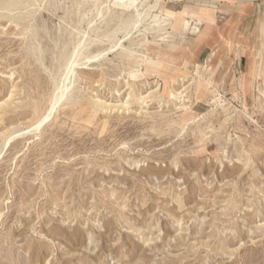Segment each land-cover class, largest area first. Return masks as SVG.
<instances>
[{
  "label": "rangeland",
  "instance_id": "374dc122",
  "mask_svg": "<svg viewBox=\"0 0 264 264\" xmlns=\"http://www.w3.org/2000/svg\"><path fill=\"white\" fill-rule=\"evenodd\" d=\"M110 1L0 0V264H264V76L171 0Z\"/></svg>",
  "mask_w": 264,
  "mask_h": 264
},
{
  "label": "crops",
  "instance_id": "0c3cea01",
  "mask_svg": "<svg viewBox=\"0 0 264 264\" xmlns=\"http://www.w3.org/2000/svg\"><path fill=\"white\" fill-rule=\"evenodd\" d=\"M168 4L170 12L190 13L202 29L198 39L205 40L204 28H210L215 49L209 56L223 57L229 73L239 83L244 81V90L252 89L264 76V0H171ZM151 63L144 66L150 76Z\"/></svg>",
  "mask_w": 264,
  "mask_h": 264
},
{
  "label": "bare ground",
  "instance_id": "6f19581e",
  "mask_svg": "<svg viewBox=\"0 0 264 264\" xmlns=\"http://www.w3.org/2000/svg\"><path fill=\"white\" fill-rule=\"evenodd\" d=\"M16 1V0H15ZM20 0H18V2H19ZM137 0H111L110 1V3L109 4H111L114 8H119V10L121 11V13H126V15L129 13V11L133 8V6H134V4H135V2H136ZM11 3V2H10ZM157 3V2H156ZM7 4V3H6ZM17 5V4H16ZM154 5H157V4H153V6ZM11 6V5H10ZM14 6V5H13ZM152 6V5H151ZM112 7V8H113ZM148 8V7H147ZM153 7H151L150 9H152ZM154 8H155V6H154ZM149 9V8H148ZM147 12V11H146ZM106 13V12H105ZM120 13V14H121ZM141 13H143V12H141ZM145 13V12H144ZM98 14H99V12H98ZM130 15V14H129ZM138 16V19H140L141 18V15H137ZM144 17H145V15L143 14V18H142V20L144 19ZM157 16H155V18H156ZM129 20V19H128ZM128 20H127V22H128ZM141 20V19H140ZM139 20V21H140ZM157 20V19H156ZM126 21V20H125ZM161 21V20H160ZM160 21H158V22H160ZM138 22V21H137ZM164 22V21H163ZM166 22H167V20H166ZM130 23V22H129ZM152 23V22H151ZM122 24V23H121ZM120 24V25H121ZM154 24L156 25V23L154 22ZM153 24V25H154ZM126 25H128V24H126ZM161 26V25H160ZM134 27V26H133ZM188 29H189V22H186L185 24H184V26L182 27V30H183V32H186V31H188ZM180 30V29H179ZM160 33H158V35H159ZM167 39V38H166ZM162 41V40H161ZM166 41V40H165ZM163 42V41H162ZM117 46V45H116ZM115 46V47H116ZM128 50V49H127ZM126 55H128V54H126ZM37 57V56H36ZM134 58V57H133ZM36 61V60H35ZM53 81H54V79H53ZM144 81V80H143ZM179 82H177V84H176V82H175V84L174 83H172L171 84V95H170V97H172V98H174L175 100H180V99H182L183 98V92L181 91H177V90H175V86H181V82H182V79H179L178 80ZM142 82V81H141ZM132 83V82H131ZM128 84H130V83H128ZM133 84V83H132ZM140 85V89H142V88H145V87H147V86H149L150 84H149V82L146 80V81H144V82H142V83H140L139 84ZM126 87V86H125ZM156 87V86H155ZM159 87V86H158ZM182 87V86H181ZM54 88V87H53ZM56 88V87H55ZM62 87H60L58 90L60 91V92H58V94L57 95H55L54 97L52 96V100L50 99V103L48 104V108H47V110H46V112L44 113V115L42 116V118H40V120L37 122V124H35L36 126L35 127H37L38 129L40 128L39 126L41 125L42 126V123H45V121H47L50 117H52V115H53V113L55 112V110H56V107H57V105H59V103H60V101L64 98V96H65V101L67 100V96L66 95H64V89H62V91L60 90ZM64 88H65V86H64ZM131 89V88H130ZM138 89H139V87H138ZM148 89V88H147ZM128 90V89H127ZM66 91H69V89L67 88V90ZM129 91V90H128ZM146 92V91H145ZM66 94H67V92H66ZM53 95V94H52ZM158 94H157V88H155L154 90H150V91H148L147 93H146V97H144V96H140L139 94H138V91H136L135 90V88L134 89H132V90H130V93H128V94H126V96H127V100L129 101H133L134 99H136L137 101H140L142 104H140V105H143L144 103L146 104V103H148L149 101V99H150V102H152V100H155V99H153V97H156ZM125 96V97H126ZM94 97V96H93ZM69 98V97H68ZM97 99V98H96ZM148 99V100H147ZM158 99V98H157ZM69 100V99H68ZM99 100V99H98ZM127 100H126V102H127ZM135 101V100H134ZM133 101V102H134ZM162 101H164L163 99H162ZM162 101H161V103H162ZM66 102H68V101H66ZM104 102V101H103ZM219 101H218V99H215V100H211L209 103L211 104V105H213V106H217V104H220V103H218ZM65 103V102H64ZM123 103V102H122ZM96 104V103H95ZM132 104V103H131ZM134 104H135V102H134ZM136 104H137V102H136ZM159 104H160V102H159ZM163 104H165V103H163ZM173 104V103H172ZM125 105V104H124ZM147 105V104H146ZM176 106V105H175ZM34 107V106H33ZM32 107V108H33ZM93 107V106H92ZM99 107V106H98ZM97 107V108H98ZM124 107H126V106H124ZM96 108V107H95ZM103 108H105V107H103ZM128 108V107H127ZM92 109H94V108H92ZM99 109H102V107H100ZM33 110V109H32ZM98 110V109H97ZM104 109H102V111H103ZM96 112V111H95ZM99 112V111H98ZM100 112H101V110H100ZM97 113V112H96ZM38 120V119H37ZM37 128H36V130H37Z\"/></svg>",
  "mask_w": 264,
  "mask_h": 264
}]
</instances>
